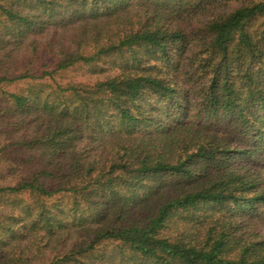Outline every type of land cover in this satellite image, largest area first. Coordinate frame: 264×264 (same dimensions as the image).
<instances>
[{"label": "trees", "instance_id": "16d2710c", "mask_svg": "<svg viewBox=\"0 0 264 264\" xmlns=\"http://www.w3.org/2000/svg\"><path fill=\"white\" fill-rule=\"evenodd\" d=\"M263 180L264 0H0V264H264Z\"/></svg>", "mask_w": 264, "mask_h": 264}, {"label": "rangeland", "instance_id": "374dc122", "mask_svg": "<svg viewBox=\"0 0 264 264\" xmlns=\"http://www.w3.org/2000/svg\"><path fill=\"white\" fill-rule=\"evenodd\" d=\"M67 76L68 78H73L76 80H86L87 77L89 76V73H86V69L85 68H72L67 72ZM263 188H264V180H263ZM257 231L259 232V234L264 236V228L262 227H258Z\"/></svg>", "mask_w": 264, "mask_h": 264}]
</instances>
